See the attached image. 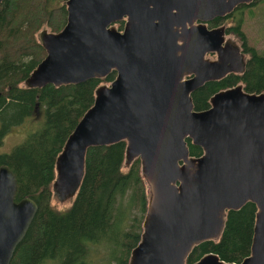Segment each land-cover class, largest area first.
<instances>
[{
    "label": "water",
    "instance_id": "water-1",
    "mask_svg": "<svg viewBox=\"0 0 264 264\" xmlns=\"http://www.w3.org/2000/svg\"><path fill=\"white\" fill-rule=\"evenodd\" d=\"M255 1L67 0L63 29L38 36L45 57L25 88L77 86L115 74L96 89L68 136L51 192L59 204L74 199L88 149L125 142L124 164L139 160L148 192L128 264H187L195 247L219 241L228 212L249 203L257 212L250 255L240 264H264V91L238 84L215 93L204 111L191 97L243 73L241 48L225 28L207 24ZM124 18L119 32L113 25ZM187 141L202 155L190 156ZM16 184L2 165L0 264L11 263L38 211L29 198L14 201ZM193 264L234 263L210 253Z\"/></svg>",
    "mask_w": 264,
    "mask_h": 264
},
{
    "label": "trees",
    "instance_id": "trees-1",
    "mask_svg": "<svg viewBox=\"0 0 264 264\" xmlns=\"http://www.w3.org/2000/svg\"><path fill=\"white\" fill-rule=\"evenodd\" d=\"M65 2L4 0L0 5V148L13 128L26 123L33 127L22 143L0 153V167L7 166L16 178L14 201L29 198L38 207L10 264H98L91 259L94 248L99 253L109 251L106 264H128L140 241L148 192L139 160L124 164L125 142L88 149L82 183L69 208L55 209L51 192L55 162L68 136L93 105L96 89L112 82L115 74L77 86H23L45 57L38 34L42 30L55 34L65 26ZM242 24L241 19L229 32L237 35L249 54L243 74L208 83L192 94L196 111L207 110L215 93L238 84L249 93L264 91V56L247 45ZM122 27L118 25L119 30ZM187 146L190 156L202 155L190 141ZM256 212L250 203L228 212L219 241L195 247L187 264L210 253L240 264L250 255Z\"/></svg>",
    "mask_w": 264,
    "mask_h": 264
},
{
    "label": "rangeland",
    "instance_id": "rangeland-1",
    "mask_svg": "<svg viewBox=\"0 0 264 264\" xmlns=\"http://www.w3.org/2000/svg\"><path fill=\"white\" fill-rule=\"evenodd\" d=\"M242 19V32L246 36L247 45L255 49L259 55L264 56V2H260L257 6L255 5L254 7L248 10L245 9L242 15ZM226 26H231V24L227 23ZM229 39L235 42L237 41V39L235 38ZM236 43L239 45L238 42ZM32 129L33 127L30 123H26L13 128L10 133L4 137L3 143L0 148V153H9L15 146L22 143V141L26 138V136L30 133ZM126 170L127 167L124 166L123 171ZM72 201L73 199L66 203L59 204L53 198L52 205L55 209L62 212L70 207ZM94 250L95 251H93L91 254V259L95 260L98 264H106L107 262H105V259L108 257L109 251L105 249L104 253H99L97 248H94ZM112 251L113 250L111 248V254H113ZM114 252L116 253V250H114ZM111 254L109 255V257H111ZM101 258H104V262L100 261Z\"/></svg>",
    "mask_w": 264,
    "mask_h": 264
},
{
    "label": "flooded vegetation",
    "instance_id": "flooded-vegetation-1",
    "mask_svg": "<svg viewBox=\"0 0 264 264\" xmlns=\"http://www.w3.org/2000/svg\"><path fill=\"white\" fill-rule=\"evenodd\" d=\"M67 1V0H66ZM260 2H264V0H257L255 1L254 3L250 4V5H241V6H238L231 14H228L224 17H217L215 18L213 21H211L210 23L207 24V27L209 29H213V28H218V27H223L225 28V33H226V38H235L237 39L236 42L239 43V47L241 48V51L240 53L243 55V61L245 63V66H246V62L248 60V53L246 52L245 50V47L242 46V42L239 40V38L237 37L236 34L234 33H231L229 32V29H233L236 27V25L238 24V22L242 19V15L244 13V10L245 9H250L252 7H254L255 5L257 6ZM66 3V2H65ZM65 9H66V6H65ZM67 13V12H66ZM243 21V19H242ZM125 22H126V19L124 18L122 21L116 23L115 25H113L119 32H122L123 31V27L125 25ZM123 24V27L121 30L118 29V25L119 24ZM211 23H216L215 25L213 26H210ZM227 23H230L231 26H226ZM197 24V23H196ZM43 31V30H42ZM40 34V33H39ZM38 34V36H39ZM38 41H39V38H38ZM40 43V42H39ZM41 45V44H40ZM208 57H212L211 59H215V56L214 55H207L206 58ZM248 57V58H247ZM245 70V68H244ZM244 72V71H243ZM243 74V73H242ZM242 74H239V75H242ZM232 75H236V74H232ZM147 188V187H146Z\"/></svg>",
    "mask_w": 264,
    "mask_h": 264
}]
</instances>
